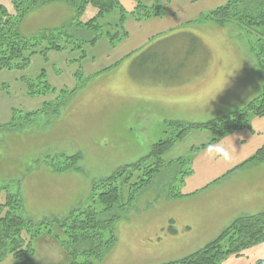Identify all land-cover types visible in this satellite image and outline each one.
I'll use <instances>...</instances> for the list:
<instances>
[{
    "label": "rangeland",
    "instance_id": "obj_1",
    "mask_svg": "<svg viewBox=\"0 0 264 264\" xmlns=\"http://www.w3.org/2000/svg\"><path fill=\"white\" fill-rule=\"evenodd\" d=\"M144 3L151 5L152 0H144ZM122 4L129 9V0H122ZM0 5L9 14H14L11 0H0ZM95 13L88 6L79 20L85 22ZM73 16V11L61 2L35 8L22 21L20 34L28 38L42 30L59 29L72 22ZM117 21V14L113 13L100 23L105 28ZM243 32L236 26H229L209 28L204 34L216 38L212 39V47L206 53L209 58L206 68L209 69V80L214 85L211 90L216 92L217 104L210 106L207 100L200 101V98L195 115L203 122L198 123L208 122L210 116L221 118L230 111L242 110L264 90V78L247 50V33ZM72 37L85 41L88 35L73 32ZM169 42L181 40L174 38ZM196 46L197 43H190V46L180 47L179 52L175 53L174 59L183 63L182 70L184 67L189 70L198 64L200 58L197 53L200 49ZM241 46L245 51L239 50ZM73 58L74 55L69 52L50 53L47 62L35 56L23 71L0 72V126H15L0 129V189L19 193L24 217L34 224L64 216L71 208L87 206L94 182L107 178L121 167L138 162L149 154L153 144L171 137L173 133L162 119L153 117L154 113H161L164 109L147 101V95L142 97L145 95L144 89L146 94L156 95L152 93L156 88H151V85L160 78L157 75L162 74V67L154 69L155 65L151 66L150 71L145 70L146 74L144 70L133 71L135 65L128 70L118 68L115 72L91 78H85L83 74L80 83L71 75L78 67L70 65ZM164 58L169 60L167 56ZM142 61L143 58H140L136 63L138 68L143 67ZM41 70L45 72L46 82L56 92L44 97H28L23 79L34 83ZM62 90L75 92L72 96L62 95L58 98ZM224 92L227 97L222 101L220 94ZM155 93L161 97L158 92ZM57 100L60 105L57 116L51 110V113L39 115L31 121L25 118V115L42 108L45 102ZM175 113L177 110L172 114L182 117ZM185 116H189L188 110ZM256 119L259 121L257 125H262L264 120ZM209 138L206 132H192L163 155V162L169 164L114 224L116 243L100 262L94 264H162L181 260L212 242L224 226L229 225L236 217L234 207H242L243 204L238 203V197L237 201L232 198L235 196L233 182L236 180L224 182L234 179L230 177L238 171L245 172L248 165L229 175L224 170L225 175L219 181L221 189L213 187L208 191L206 201H166L167 192L180 189L184 193L195 184L203 186L201 183L212 179L206 176V166L211 164L213 158L207 152L208 147L199 153L191 152L192 146H199ZM76 154L82 156L78 164L81 174L51 173L49 166L52 159ZM178 158H183L185 162L178 161ZM215 161L216 169L228 167L222 158L215 157ZM189 170L192 171L187 176ZM251 179L264 185V165L251 175ZM120 194L122 202H125L127 187L122 186ZM4 199V192L0 190V203ZM254 205L263 208L262 205ZM97 209L99 211L101 207L97 206ZM217 217L222 221H218ZM186 223L191 228H187ZM259 246L264 250V245ZM32 248L35 253L29 264L67 263L68 258L59 245L45 233L32 241ZM254 250L257 252L253 251L254 257L251 253L238 259L227 257L223 264L254 263L253 259L261 256L258 249ZM0 264L18 263L7 255Z\"/></svg>",
    "mask_w": 264,
    "mask_h": 264
},
{
    "label": "trees",
    "instance_id": "obj_2",
    "mask_svg": "<svg viewBox=\"0 0 264 264\" xmlns=\"http://www.w3.org/2000/svg\"><path fill=\"white\" fill-rule=\"evenodd\" d=\"M11 2L15 8L14 14H9L0 5V72L23 71L35 56H40L47 62L50 53L69 52L74 55L70 65L78 66L73 77L77 82L80 80V83L83 78L81 63L87 58V47L95 46L102 38L107 39L110 45L123 40L127 35L123 25L129 18L141 22L164 14L161 0H152L151 5H146L144 0H129L128 10L124 8L122 0H11ZM54 2L64 3L73 11L72 22L59 29L42 30L32 37L21 36L20 25L26 15L35 8ZM88 6L96 13L82 22L79 18ZM113 13L118 16L117 23L104 28L100 22ZM200 21L230 24L241 30V33L243 31L244 34L247 33L248 51L264 78V0H231L202 16ZM73 32L85 33L88 38L85 41L75 40L72 37ZM23 81L27 87L28 97H44L56 92L46 82L43 70L34 83L25 79ZM74 92L62 90L58 98L62 95L72 96ZM58 100L53 103L45 102L42 108L25 115V118L31 121L34 117L51 113V110L57 116L60 106ZM255 117L264 118V90L242 110L233 111L221 118L198 124L169 122L167 126L173 131L171 137L153 144L149 154L138 162L121 167L107 178L94 182L87 206L72 208L64 216L53 217L38 224L24 217L19 193L0 189L3 190L5 197L3 203H0V261L10 255L18 264H29L35 253L32 241L45 233L53 238L67 256L66 264L100 262L103 255L116 243L114 224L130 210L136 197L149 188L154 178L169 164L162 160L166 152L192 132H206L211 137L209 145L218 143L225 135L244 129L251 130L249 122ZM5 127L15 126L9 124L0 126V129ZM204 147L201 146L199 149ZM199 149L191 150L196 152ZM179 160L185 162L183 158H178ZM52 161L49 167L53 174L81 172L78 167L82 161L80 154L62 159L54 158ZM248 163L264 164V145L239 167ZM189 174L190 170L187 176ZM183 181L184 179L181 183ZM122 186L127 187L128 191L125 202H122L120 194ZM172 189L174 190V187ZM187 196L179 189L167 192L166 198L175 200ZM97 206L101 207V210L98 211ZM263 243L264 213L241 216L226 226L212 242L192 255L162 264H223L227 257L238 258L243 252ZM255 264H264V260L256 261Z\"/></svg>",
    "mask_w": 264,
    "mask_h": 264
},
{
    "label": "crops",
    "instance_id": "obj_3",
    "mask_svg": "<svg viewBox=\"0 0 264 264\" xmlns=\"http://www.w3.org/2000/svg\"><path fill=\"white\" fill-rule=\"evenodd\" d=\"M228 1L231 0H161L164 13L162 16L150 18L147 21L141 22H136L132 18H129L123 25V29L127 34L123 40L115 45H110L107 39L102 38L95 46L87 47V58L81 63L84 77L91 78L102 74H109L111 72H115L118 68L128 70L131 65H135V67L133 66L132 68L133 71L144 70V72L145 70L150 71V67L154 65V69L162 67V74L157 75L160 77L158 81H155L154 84L151 85L152 87H148L156 88V91L153 89L152 92L156 95L146 94V90H143L145 95L142 97L147 95V101H151V104L154 103L160 105L161 110L164 109L161 113H154L156 116L154 115L153 117H155V119H162L163 124L165 123V125L169 122L175 121L186 124H198V122H203L201 121L202 119L197 118L195 115L198 100L200 98V101L207 100V103L214 107L217 104L215 103L216 92L211 90L214 85L211 80H209V69L206 68L209 61V58H207L208 54L206 55V53L212 47V39L215 40L216 38L213 37V35L204 34L207 30H209V28H229V26L233 28V25L216 24L207 21L202 22L200 21V18L205 14L216 10V8L227 4ZM174 38H178L181 42H169ZM190 43H197L198 47H196L200 49L197 56L200 59L198 64L193 67L194 69L190 68L188 70L184 67V70H182L183 67H181V65H183V63L181 60L174 59L175 53L179 52L180 47L185 48V46H190ZM214 43L218 44L216 41H214ZM243 46L239 49L240 51H245ZM165 56H167V59L169 60H166L164 58ZM140 58H143L144 60L141 62V65L144 68L137 67L138 64L136 63L140 60ZM75 70L76 69H74V71ZM73 73L71 74L72 76ZM155 92H158L161 97ZM220 96L223 97L222 101L226 100L225 98L227 96L225 92L221 93ZM210 97L213 99H209ZM147 104L151 105L149 103ZM231 105L232 103H230V106ZM176 110L182 117L172 114V112H175ZM186 110H188L189 115L187 117L185 116ZM229 113L232 112L230 111ZM210 117L207 120L210 121L218 118L217 116L214 118ZM254 119L255 120L252 119L250 122L251 130L244 129L229 136L225 135L218 143L211 144L224 145V147L229 150L231 158L226 161L228 166L226 169H216L218 166L215 164V157H213L211 164L206 166L208 167L206 168L208 169V171H206V176H210L212 178L211 180H206L201 183L203 186L195 184L191 189L182 193L184 195H188L187 197L175 200L167 198L166 201H186L187 203L196 199L197 201H206L207 195H209L207 194L208 191H210L213 187H215L214 189L216 190L221 189V183L219 181H221V178L225 175L224 170H226V174L228 173L229 175L231 172H235V170H240L243 167H246L243 166L240 168L239 166L249 160L257 152V150L264 145V121L262 122V125L258 126L257 122L259 121H256V117ZM259 119L264 120V118ZM210 141L211 137L205 143H200L199 146H192L191 149H199L201 146H205L196 152L199 153L200 151H205L209 146ZM223 143H226L227 146ZM246 165H248V168L245 172L239 173L240 171H238L235 176L230 177L234 179H228L224 182L225 184L231 180H236L233 182V185H235L233 194L235 196H232V198L237 201L236 199L238 197L240 200H238V203L243 204L242 207H234L236 210V217L231 220L229 224L241 216L264 213V185L259 182H254L251 179V175L264 164L248 163ZM192 170H194V168ZM68 173L77 174L76 172ZM254 204L262 205L263 208L260 206L256 207ZM217 218L218 221H222V218ZM226 226L228 225H225L224 228H226ZM186 227L191 228V225L188 227L186 223ZM223 230H221V232ZM258 247L260 246L250 248L249 250L243 252V255L240 257H244L248 253H251L254 257V253L257 254L254 249H258L261 256L255 257V259H253L254 263L250 264H255L256 261L261 259L264 260V250H261L263 247Z\"/></svg>",
    "mask_w": 264,
    "mask_h": 264
},
{
    "label": "clouds",
    "instance_id": "obj_4",
    "mask_svg": "<svg viewBox=\"0 0 264 264\" xmlns=\"http://www.w3.org/2000/svg\"><path fill=\"white\" fill-rule=\"evenodd\" d=\"M207 152L210 157H219L227 161L231 158L229 150L223 145H209Z\"/></svg>",
    "mask_w": 264,
    "mask_h": 264
}]
</instances>
